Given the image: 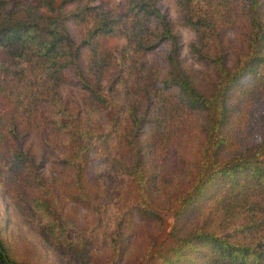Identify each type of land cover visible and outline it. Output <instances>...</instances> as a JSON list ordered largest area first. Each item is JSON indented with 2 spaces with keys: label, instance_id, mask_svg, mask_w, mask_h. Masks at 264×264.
<instances>
[{
  "label": "trees",
  "instance_id": "1",
  "mask_svg": "<svg viewBox=\"0 0 264 264\" xmlns=\"http://www.w3.org/2000/svg\"><path fill=\"white\" fill-rule=\"evenodd\" d=\"M96 1L0 0V190L10 199L29 203L45 219L48 234L57 239L55 243L92 263L99 253L97 237L104 231L100 215L95 222L80 226L64 211L66 198L82 200L89 206L99 200L95 188L105 183L103 178L107 176H96L89 167L91 154L99 152L102 161L129 182L125 193H131L143 211L151 212L153 175L142 157L140 126L144 120L153 121L158 127L159 144L167 143L171 135L181 130L172 116L178 108L198 114L207 137L200 146L189 147L194 169L176 199L170 232L173 243L153 254L149 249V264H264V143L233 150L223 160L216 158L222 146L233 148L225 127L232 110V89L243 76L256 71L253 84L264 89V71L257 70L264 65V0H234L248 27L247 49L237 54L231 66L217 57V78L209 93L200 89L180 65L175 35L166 18L155 9L163 26L161 36L172 38L173 47L167 52L165 69L158 75L156 88L162 105L158 103L155 112L148 115L144 111L140 116L134 102L122 107L112 88L123 83L132 64L141 68V57L153 44L148 28L141 25L147 16L139 15L152 0H127L126 10L119 15ZM185 2L189 23L203 25L204 32L219 28L217 17L202 9L201 3ZM203 2L211 3L213 14L229 8L227 0ZM67 16L86 26L79 43L64 23ZM120 22L126 43L119 48L105 47L101 39L117 33ZM81 43L86 46L85 60L100 68L111 62L115 66V74L102 88L81 77L95 99L109 109L110 120L103 128L80 125L75 120L77 115L66 108L58 93L59 83L69 79L66 70L79 69ZM131 50L135 53L130 65L124 52ZM44 99L50 100L52 120L62 136L64 150L57 151L58 160L73 171L69 181L57 189L45 182L38 169L27 168V154L18 130L20 114L30 103ZM128 207L125 200L114 216L111 264H116L121 248V227L130 220ZM204 208L208 209L202 224L186 228L187 221ZM0 247V264H29L16 260L1 239Z\"/></svg>",
  "mask_w": 264,
  "mask_h": 264
},
{
  "label": "rangeland",
  "instance_id": "2",
  "mask_svg": "<svg viewBox=\"0 0 264 264\" xmlns=\"http://www.w3.org/2000/svg\"><path fill=\"white\" fill-rule=\"evenodd\" d=\"M195 1L202 4V9L217 17L219 28L204 32L201 30L203 25L189 23L185 17V0H152L146 10L140 11V16H147L143 17L145 21L141 20V25L148 28L153 44L141 57L140 69H136L130 62L134 60L132 56L135 52H124L126 62H130L132 67L126 72L123 83L112 88L115 91L113 96L118 98L122 107L125 103L134 102L136 114L140 116L144 111L150 115L157 110L158 103L162 105V98L156 88L158 75L165 69L167 52L172 49L173 40L161 36L163 26L155 9L166 18L171 33L175 35L180 65L199 88L207 93L212 90L213 81L217 78V57L226 66H231L237 54L247 49L248 27L242 20L240 9L233 3L234 0H227L229 8L216 14L212 12L211 3ZM96 2L119 15L126 10L127 0ZM196 9L200 10V7ZM64 23L73 40L79 43L86 31L85 24L72 16H67ZM117 26L120 32L101 39L105 47L119 48L126 43V36L122 33L123 24L120 22ZM85 49L86 46L81 43L79 69L68 68L66 72L69 79L60 82L57 89L61 101L69 111L77 115L75 120L80 125L90 124L103 128L110 120L109 109L95 99L91 90L82 83L81 77L84 76L87 81L99 84L102 88L115 74V66L113 62L101 68L91 64L84 59ZM257 70L264 71V65H259ZM254 75H257V71L243 76L231 91L232 110L225 127L230 135V147L233 148L222 146L216 154L218 160L227 158L233 150L264 143V95L260 94L264 89L253 84ZM49 99L30 103L19 116L18 130L23 151L27 154V168L38 169L45 182L57 189L60 184L69 181L73 171L58 160L57 151H63L64 146L62 136L52 120L53 111ZM172 116L181 130L171 135L167 143L159 144L158 127L153 121L144 120L139 130L138 140L145 167L153 175L149 199L151 212L143 211L134 196L125 193L129 182L115 169H111L110 164L102 161L103 156L99 152L91 154L89 166L96 176H107L103 178L105 183L96 185L99 200L89 206L82 200L66 198L64 211L72 215L78 225H89L100 215L99 222L104 231L97 237L99 253L92 263L85 262L66 247L55 243L57 239L48 234L45 219L29 203L10 199L0 190V239L10 247L16 260L29 264H111L110 241L114 231V216L119 213L125 200L129 203L130 220L121 227L122 243L116 264H149V249H152L153 254L170 246L173 243L170 232L174 223L176 199L193 175V162L189 157L192 150L189 147L200 146L207 137L198 114L176 108ZM207 209L204 208L194 219H189L186 228L202 224Z\"/></svg>",
  "mask_w": 264,
  "mask_h": 264
},
{
  "label": "water",
  "instance_id": "3",
  "mask_svg": "<svg viewBox=\"0 0 264 264\" xmlns=\"http://www.w3.org/2000/svg\"><path fill=\"white\" fill-rule=\"evenodd\" d=\"M0 250H1V247H0Z\"/></svg>",
  "mask_w": 264,
  "mask_h": 264
}]
</instances>
